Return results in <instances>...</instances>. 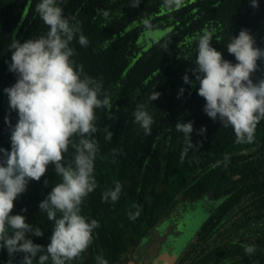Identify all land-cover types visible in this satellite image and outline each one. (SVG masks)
Returning <instances> with one entry per match:
<instances>
[{"label":"trees","instance_id":"trees-1","mask_svg":"<svg viewBox=\"0 0 264 264\" xmlns=\"http://www.w3.org/2000/svg\"><path fill=\"white\" fill-rule=\"evenodd\" d=\"M130 2L60 3L64 15L75 16L89 41L86 48L73 42L77 53L73 59L88 75L103 79L112 103L111 109L96 112L97 188L81 205V214L100 226L94 229L93 242L82 260L71 264H97V255L108 264H129L148 231L170 219L179 206L185 208L203 197L208 199L209 214L173 264H264V121L257 125L252 143L238 144L231 127H222L219 118L213 121L204 113L205 101L197 95L199 83L188 71L194 67L195 44L186 40L203 29L213 31L211 46L235 63L226 45L241 29L250 32L256 47L264 48V33L254 34L264 28V0H257L255 9L250 0H184L179 10L166 9L164 0H140L136 8ZM37 3L39 0H0V148L6 150H10V129L5 117L13 126L17 122L4 93L16 82L8 68V46L14 38L24 42L47 32L35 12ZM97 9L109 11L107 22ZM143 18L151 20V31H166L159 43H141L149 32L140 23ZM165 41L166 50L161 47ZM257 64L253 82L264 78V62ZM186 71L191 85L183 82ZM180 89H184L182 94ZM153 91L160 95L148 107L154 124L151 135L144 136L132 114ZM189 121L194 147L181 159L186 144L175 125ZM105 126L113 133L111 141L104 139ZM201 128L205 132L198 135ZM112 149L117 150L116 155ZM71 152L70 148L66 159ZM117 181L123 186L120 199L115 204L102 203V193ZM58 182L50 165L45 176L39 182L30 181L26 192L14 201L12 214L25 216L26 223L44 232L43 238L29 235L35 244L46 246L51 235L53 224L38 204ZM137 210L139 216L130 220L129 214ZM175 234L179 238L181 231ZM242 245H255L256 251L247 255ZM22 257V253L16 254L12 264H20ZM0 264H9L6 249H0Z\"/></svg>","mask_w":264,"mask_h":264},{"label":"clouds","instance_id":"clouds-1","mask_svg":"<svg viewBox=\"0 0 264 264\" xmlns=\"http://www.w3.org/2000/svg\"><path fill=\"white\" fill-rule=\"evenodd\" d=\"M62 2L39 0L35 12L47 32L24 42L14 38L8 46L11 52L8 68L15 74L16 82L5 88L4 93L17 122L13 126L5 117L10 129V150L0 148V249H6L9 264L21 253L20 264H71L82 260V254L93 242L94 229L100 226L97 220L81 214V205L97 188L96 112L111 109V96L104 89L102 78L88 75L83 65L73 59L77 55L73 42L86 48L89 41L75 16L64 15ZM139 4L140 0H131L129 6L136 8ZM183 6L184 0H164L166 9L179 10ZM250 6L257 8V0H250ZM97 14L105 22L109 20V11L97 9ZM140 23L151 31L149 18H143ZM106 26L107 23L101 25ZM212 38L213 31L208 29L186 37L189 44H195L196 51L194 67L188 71L199 83L197 95L205 101L204 113L213 121L219 118L222 127H231L236 143L250 144L257 125L264 121V78L256 82L252 79L258 70L257 62H264V48L256 47L250 32L241 29L226 45L228 54L235 59L232 63L211 46ZM167 45L165 41L161 47L166 50ZM182 79L191 85L187 71ZM183 91L180 89L181 94ZM159 95L153 91L133 111V122L144 136L152 133L154 119L148 107ZM175 129L185 140L183 159L194 147L189 135L193 124L178 122ZM103 131L104 139L111 141L113 133L108 126ZM204 132L201 128L197 134ZM70 148L72 152L66 159ZM116 153L112 149V154ZM50 165L59 182L38 204L39 211L53 224L48 243L43 246L28 238L29 235L43 238V230L26 223L25 216L12 212L14 201L26 192L29 182H39ZM43 183L48 186L46 179ZM122 188L119 181L115 182L113 188L102 193L101 202L115 204ZM133 207L138 209L137 205ZM139 214V210L130 213L129 219L135 220ZM242 247L247 255L256 251L255 245ZM96 261L108 264L101 255L96 256Z\"/></svg>","mask_w":264,"mask_h":264},{"label":"rangeland","instance_id":"rangeland-1","mask_svg":"<svg viewBox=\"0 0 264 264\" xmlns=\"http://www.w3.org/2000/svg\"><path fill=\"white\" fill-rule=\"evenodd\" d=\"M165 32L164 30L147 32L145 33V39L143 41L141 40V43H148L151 40L155 42ZM260 32L264 33V28L257 30L254 34L259 35ZM207 203L208 199L203 197L186 205L185 208L183 205L179 206L177 208L178 211H175L169 216L170 219L168 218L166 221H162L156 228L147 232L141 239L137 251L131 255V262L129 264H153L160 254H169L172 244H175L178 240L175 232L182 230L180 227L186 220H192L191 228L193 233L205 221L209 214L208 210H210ZM174 223H177L176 227L173 226Z\"/></svg>","mask_w":264,"mask_h":264},{"label":"water","instance_id":"water-1","mask_svg":"<svg viewBox=\"0 0 264 264\" xmlns=\"http://www.w3.org/2000/svg\"><path fill=\"white\" fill-rule=\"evenodd\" d=\"M191 221L192 220H186L180 228L181 235L178 238V240L175 242V244H172V249L169 255H163L162 253L158 258L154 261L153 264H173V262L176 260L179 252L181 251L182 247L185 245L187 241L190 240V238L193 236V230L191 228Z\"/></svg>","mask_w":264,"mask_h":264},{"label":"flooded vegetation","instance_id":"flooded-vegetation-1","mask_svg":"<svg viewBox=\"0 0 264 264\" xmlns=\"http://www.w3.org/2000/svg\"><path fill=\"white\" fill-rule=\"evenodd\" d=\"M176 224H177V223H174L173 226L176 227ZM164 254H165V255H169L170 253H169V254L164 253ZM160 255H161V254H160Z\"/></svg>","mask_w":264,"mask_h":264}]
</instances>
